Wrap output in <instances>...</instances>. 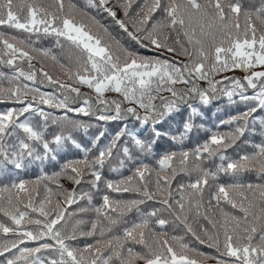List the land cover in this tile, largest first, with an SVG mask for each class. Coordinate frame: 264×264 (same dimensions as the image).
<instances>
[{
  "label": "snow or ice",
  "instance_id": "snow-or-ice-1",
  "mask_svg": "<svg viewBox=\"0 0 264 264\" xmlns=\"http://www.w3.org/2000/svg\"><path fill=\"white\" fill-rule=\"evenodd\" d=\"M134 2L136 0H124L120 5L123 15L129 18V24L117 18L116 11L109 7L110 0H87L89 7L99 5L128 37L142 47L148 46L143 43L146 40L156 51L176 53L177 47L173 46L176 45L179 54L188 58V63L177 65L166 59L141 56L123 47L114 48L100 31L93 30L91 24L76 19V5L72 0H0V27L28 34L26 39L13 43L0 32V43L3 44L0 60L14 68L10 86L5 88L0 84V99L7 97L22 105L19 109L0 113V169L8 164L15 169H24L33 160L55 159L57 150L71 136L56 134L51 140L45 139L44 128L33 124L31 116H40L46 126L50 114L40 105H47L65 109L63 120L73 127H82L78 122L68 121L67 112L89 115L93 110L92 97L82 94L80 87L73 84L87 86L95 93L97 106H105L103 113L109 110L114 113L100 114L99 120H118L131 115L144 124L151 120L155 125L178 112L180 104L192 94L205 105L210 103L213 94H222L229 100L238 95L243 101H257L264 109V70H254L264 69V0H143L135 15H131ZM157 11L162 13V18L153 20ZM90 19L98 29L107 33V28L94 17ZM130 26L132 31H129ZM33 35L55 37L61 49L66 44L67 63L52 55L49 49L32 48ZM28 49L50 56L73 83L54 78L44 67L36 69L32 65L35 57ZM18 61H27L28 71L18 66ZM236 68L250 73L243 77V82L241 78L229 76H224L223 80L214 79L216 75ZM38 74L40 83L56 86L61 95L41 92L27 83H11L23 78L35 84ZM197 80L207 81L208 87H199ZM224 81L228 83L224 84ZM178 83L191 86L177 89L174 86ZM218 85L222 87L218 88ZM258 85V91L253 95L245 94L248 88L256 90ZM108 92L118 93L123 99L108 100L105 98ZM162 92L170 93V97L160 95ZM66 93L82 97L83 106L70 107ZM156 100L160 101L159 105ZM123 102L135 107L122 109ZM138 109H143V116ZM190 111L192 115L199 114L195 107L190 106ZM255 111V107L250 108L242 118L246 120ZM26 113L30 115L25 116ZM236 119L233 117L226 123L231 124ZM191 128V123H187L184 130L189 132ZM245 131L246 126H237L232 132L214 133L192 152L165 153L157 161L158 170L141 163L126 179L116 183L108 181L106 186L112 192H135L140 198L110 200L108 195H104L102 205L94 209L96 221L91 223L88 231H79V236L94 238L83 248L72 247L68 243L78 239L76 226L85 223L77 220L72 231L67 230V208L64 205L71 206L83 198L75 189L61 193L64 197L61 204L58 199L53 202L52 189L47 186V195L37 202L39 191L36 185L39 181L31 182L33 186L25 180L0 186V213L10 221H0V234L13 237L0 241V256L12 253L14 249L18 252L4 264H140L141 261L143 264H200L189 255L196 250L190 248L183 237L167 238L164 229L169 221L158 216L161 211L184 223L195 241L200 244L207 242L208 247L214 248L219 258H212L217 264H264V183H218L210 192V198L205 199L206 190L212 188L210 180H218L222 173L239 178L243 173L255 171L264 179V144L254 145L255 151L240 155L238 159L225 155V151L244 136ZM125 135L141 153L151 151V142L139 139L125 128L116 134L110 145L99 149L95 159L90 161L85 157L65 163L61 172L69 173V179L79 185L87 169L94 177L93 186L97 187L101 180V172L97 169L103 168L106 158L112 157L117 141ZM160 135L155 131L156 137ZM103 136L101 132L96 139ZM37 144L42 146L43 156L37 153ZM121 151L124 157L132 158L128 146H123ZM213 157L220 161L215 170L205 168L204 160ZM120 164L123 165L124 161L121 160ZM153 173L154 181L149 179ZM180 173L189 177L195 173V179L173 189L172 182ZM60 174L55 173L54 176ZM153 183L154 190L149 187ZM88 200L91 202L90 196ZM146 201H155L160 208H154L147 216L141 213L140 222H132L130 226L123 221L126 226L122 234L113 232L127 212L133 208L139 212V205ZM85 211L87 209H80V212ZM32 214L38 215L34 217ZM190 214L211 226L209 230L201 225L206 240L186 223ZM150 217H155L154 225ZM26 240L45 242L35 248L21 247ZM42 250L54 251L57 256L42 258L38 255Z\"/></svg>",
  "mask_w": 264,
  "mask_h": 264
},
{
  "label": "trees",
  "instance_id": "trees-1",
  "mask_svg": "<svg viewBox=\"0 0 264 264\" xmlns=\"http://www.w3.org/2000/svg\"><path fill=\"white\" fill-rule=\"evenodd\" d=\"M72 2L76 5V10L74 11V15L76 19L79 21H83L84 23L90 22L91 17L95 18V21H98L99 24L107 27L111 33H113L114 42L118 47L126 48L132 52L137 53L138 55L145 57H153L159 58L162 60H169L170 62L176 63L177 65H181L184 63H188V58L179 54L178 57H173L171 55H165L160 51H156L153 47L145 40L144 44L148 45L147 47H142L136 41L132 40L128 37L127 33H125L119 25H117L112 17L108 15L107 12L103 11L102 8L97 5V7H89L87 0H72ZM143 0H136L133 3L132 8L130 10L131 15H135L139 7L141 6ZM247 2V0H246ZM115 7L122 11L123 9L120 7L121 4L124 3V0H113ZM162 18V13L157 11L153 20H158ZM92 22V21H91ZM93 30L99 31L98 28H94ZM0 32L4 33L6 37H16L17 40L26 39L28 34L23 33L21 31L0 27ZM138 35H143L142 33H138ZM32 39V48L35 49H49L52 55H56L61 58L64 62L67 63L68 56V46L65 44L64 49H61L57 44L56 40L52 36H36L33 35ZM3 48L0 46V52H2ZM40 56L44 57L46 60L50 61L54 65L58 66L50 56L45 57L41 54V52L36 51ZM6 57H4L5 59ZM73 71H75V67L73 66ZM14 69L10 66H7L3 63V60H0V74H3V78H0V84L3 86L8 82L7 80L13 76ZM52 75V74H51ZM219 75V74H218ZM54 78H59L63 82L72 84L73 82L68 79V77L64 74L62 70L53 74ZM217 79L216 77H214ZM22 83H27L30 87L39 88L41 92L45 93H55L58 96L61 94L58 92V89L54 85H49L47 82L40 83L36 82L33 84L32 82H25L22 80H18ZM199 80L196 81L199 84ZM228 81H224V84H227ZM75 87H80L82 94H91L90 90L84 89L82 85H75ZM191 85H185L183 83H178L174 87L177 89H187ZM199 86V85H198ZM201 88H207L208 84L205 87L199 86ZM218 88L222 87L221 85L217 86ZM251 88H248L246 91V95L251 96L255 91ZM69 96V106L72 108L82 107V97L76 98L75 94L66 93ZM165 97H170V93L164 92L160 93ZM62 98V97H61ZM30 99V97H29ZM117 100H121L117 98ZM93 105V110L89 115H84L83 113L77 112H67L68 121L78 122L82 127H73L72 124L63 120L65 116L66 110L60 108H49L47 105H40L44 109L45 112L49 113V119L45 126L43 119L34 115L31 116V121L33 124L41 126L44 128L45 139L51 140L56 134H63L65 136H71L70 140H66L61 148H59L55 154V159H51L49 157L44 158L43 160H33L31 163L27 164V167L24 169H15L14 166L8 164L4 168L0 169V186L10 185L12 182H19L20 180L25 181H39L47 184L49 179L45 177H54L55 173H62L61 169L65 163L73 162L77 160H83L85 157L88 160H93L98 156L99 149L108 146L111 144L112 140L116 136L118 132L122 129L127 130V132L134 133L139 139L144 140L146 142H151L152 147L151 151L148 153H141L139 148H137L131 138L127 135L120 138L117 141L116 147L113 149V155L111 158H106L105 164L102 169H97L101 172V180L97 182L99 191H102L101 194L97 192L100 198H96V202L94 203L93 208L99 207V200L102 201V197L107 195L105 192H109V198L115 196L116 194L120 195L121 198H127V200L139 199V195L135 192H120L114 193L111 192L110 189L107 188L106 184L108 181H112L114 183L119 182L123 179H126L128 176L132 175L135 167H139L140 164H147L150 168L159 169V165L157 163L158 159L164 155L165 153L177 152L180 153L182 151L192 152L196 147L202 145L206 141H208L212 134L214 133H228L235 130L237 126H246V131L244 136L239 137L236 143L228 148L225 151V155L232 158L238 159L240 155L245 153H252L255 151L254 145L264 144V109H261L258 105L257 101L249 100L243 101L239 98L238 95L234 96L232 100H229L226 96L222 94H213V98L210 103L202 104L198 97L195 94L187 96L185 101L180 104V110L178 112H173L171 115L165 117L163 122L157 123L153 125L150 120L148 124H144L142 120H137L135 117L131 115H125L124 119L118 120H99L98 116L100 114H114L111 110L107 113H103L104 105L97 106L95 101V96L92 97L90 101ZM155 103L157 105L160 104L159 100H156ZM190 106L198 109V115H192L190 111ZM22 107L21 104L15 102L14 100H10L7 97L0 99V113H4L9 109H19ZM110 108L113 106H109ZM122 109L129 107V105L124 104L121 105ZM256 108L255 112H251L247 119L242 118V114L248 113L250 108ZM138 112L141 116L144 115L143 109H138ZM29 113H26L25 116H29ZM237 117L236 121L229 124L226 123L231 118ZM24 119V117H21ZM225 122V123H222ZM191 123L192 128L191 131L185 132V124ZM155 131H159L161 135L159 137L155 136ZM103 132L104 136L100 137L99 140L96 138L99 134ZM72 141L76 143L73 144ZM80 145L77 147L76 145ZM128 146L132 153V158L128 159L124 157L121 149L123 146ZM55 147L54 145H52ZM37 153L41 156L44 155V151L41 145L37 144ZM87 150V151H86ZM179 159V157H177ZM123 160L124 164L121 165L120 161ZM191 163V161H190ZM220 163L218 157H213L212 159L204 160L203 166L205 168H211L215 170V166ZM167 172V170H165ZM162 175L165 173H161ZM195 173L191 177H189L185 173H180L176 176L175 180L172 182V188L176 189L180 184H187L191 180L195 179ZM83 177L86 179L88 184L93 185L94 177L91 173L85 169V174ZM151 180H155V173L149 177ZM253 183V184H262L264 183V179L255 172H246L243 173L239 178H234L230 175L220 174L218 180H210V185L212 188L207 189L205 192V199L210 198V192L214 191V187L218 183ZM76 187L77 185L74 184ZM149 187L154 190V183L150 184ZM79 196L82 197V194L78 193ZM42 196V195H41ZM45 196L42 197V199ZM159 199V197H157ZM81 203V199L78 200L77 203L72 204L71 206L64 205L67 208V219L68 222L72 219V217H79L78 213H81L79 210V206ZM154 208H160V205L155 201H146V203L139 205V212L133 208L132 212L129 214V218L127 219L128 225L130 226L132 222H140L141 213L144 216H147L149 212H151ZM158 216H161L169 221V223L165 226L164 231L167 233V238H171L172 236L183 237V241L189 244L190 248L195 249V252H191L189 254L208 258L211 261H216L212 257L219 258V254L216 252L214 248H210L205 244H200L195 241L190 233L187 232L185 224L177 221L174 217L169 215L167 212H159ZM3 221L5 223H10L8 218L3 216ZM93 218L97 217L96 212L93 210V213L90 215L91 221ZM154 225L155 217H150ZM186 223L191 225V227L197 232L198 235L201 236L202 239H207L201 225L203 227L211 230V226L207 221L200 218L197 220L194 218L192 214L189 215ZM157 231H160L158 226H155ZM2 235V234H0ZM3 236V235H2ZM8 237H11L9 234ZM13 238V237H12ZM79 245L76 247L83 248L86 244L92 243L94 238L89 237H79L77 239ZM222 240V237H221ZM75 241V240H74ZM45 241H25L21 247H29L35 248L38 247L40 243ZM50 242V241H49ZM43 252H49V256L43 255V253H39L42 258L47 259L51 255V250H43ZM197 253H203V256L197 255ZM13 255H18L17 250H13L12 253H5L4 256H0V264H4V261L8 258H11Z\"/></svg>",
  "mask_w": 264,
  "mask_h": 264
},
{
  "label": "rangeland",
  "instance_id": "rangeland-1",
  "mask_svg": "<svg viewBox=\"0 0 264 264\" xmlns=\"http://www.w3.org/2000/svg\"><path fill=\"white\" fill-rule=\"evenodd\" d=\"M109 7H112L113 10L116 11L117 18L124 19L126 23H129L130 24L129 18L128 17H125L123 15L122 11H120L119 9H117L115 7V4L113 3V0H110ZM91 21L90 22H86V23L87 24H91L93 26L94 21H92V22ZM94 28H97L96 25H95V23H94ZM105 28H107V27H105ZM107 30H108L107 33H104L102 30L99 29L100 34L104 36L105 40H107L109 43H111L114 48H119L115 44V42H114V39H113L114 35H113V33H111L108 28H107ZM129 31H132L131 26L129 27ZM4 38L9 39V41L10 42H13V43H18V41H19L17 39L16 40H13L11 37L4 36ZM55 40H56V38H55ZM62 43H63V41H62ZM0 46L3 48V44L2 43H0ZM173 46L177 47V52L176 53H168V52H165L164 50H159V51L162 52L165 55H171V56H173V57L176 58V57H178L179 47L176 46V45H173ZM28 50L35 57V59L32 61V65L36 69H39L40 67H44L45 70L48 71L52 75L61 70L58 66L54 65L50 61L46 60L44 57L40 56L36 51H31V49H28ZM17 64H18V66L23 67L25 71H28L27 61H18ZM11 68H13V67H11ZM254 70L255 71H262L264 69H262V68H256ZM248 74H250V73L245 72L244 70H242L240 68H236V69H233V70H230V71L221 73L219 75H216L215 77L217 79H215V78L214 79L215 80H223V77L224 76H229V77L241 78V80L243 82V77L246 76V75H248ZM22 80H23V78H22ZM40 80H41V77L38 74L37 75V82H40ZM7 81L8 82L4 85L5 88H7V87L10 86V79H8ZM23 81H25V80H23ZM27 82L30 83V81H27ZM11 83L12 84H17V83H21V82H19L18 80H13V81H11ZM198 85L199 86H202V87H205L207 85V81H200ZM83 87H84V89L90 90L91 91V94H92V95L85 94V96H89V97L95 96V93L91 89L87 88V86H83ZM80 90H82V89H80ZM162 93H164V92H162ZM105 98L108 99V100H117V98H120L121 100L123 99L118 93H115V92H108V93H106L105 94ZM124 104H126V105L128 104L129 107H135V105L129 104L128 102H123L122 105H124ZM74 184L75 183L71 179H69V173H67V174H60L59 176H54V177H52V179H49L47 181V184H45L43 182H39L38 185H36V187L38 188V191H39V196L36 197V200L38 202L39 200L42 199L43 196L47 195V193H46V186L48 188H51L52 189L53 195H52L51 198H52L53 202H55L58 199L61 202V204L64 203V197H63V195H61V193L70 192L73 189H75L77 193L82 194V197L83 198H81V203H80V206L78 207L79 208L78 211H80V209H82V208L87 209V211L78 213L79 214L78 215L79 217H77V218L76 217H72V219L70 220V222H68V226H67V230L69 232H71L72 229H73V227L76 226V221L77 220H83V221H85L84 224L79 225V226H76L77 227V235H78V238H79V237H83V236H79V231H81V230L82 231H88L89 228H90L91 223L94 222V221H91L89 217L93 213V210H94L93 206H94V203L96 202V198H100V196L97 194V192L99 194H101L102 191H99V188L94 187L91 184H88L87 181H86V179L83 176L81 177V183L79 185H77L75 187ZM57 185H60L62 187H57ZM29 186H33L32 183H31V181H30V185ZM105 193L108 196L110 195L109 192H105ZM89 196L91 197V202H89V200H88V197ZM113 199H120V200L128 201L127 198H124L123 199L118 194H116L115 196H112V198H110V200H113ZM99 202H101V203H99V205H102L103 201H100L99 200ZM131 212L132 211L127 212L124 215V217L122 218V222L119 223V224H117L113 228V232L114 233H116V234H122V229H123V227L126 226L123 223V221H127V219L130 216L129 214ZM32 215L35 217L38 214H32ZM96 219H97V217L96 218H93L92 217V220H96ZM0 220H3L2 213H0ZM89 238H92V237H89ZM6 239H12V237H5V236L0 235V241L6 240ZM78 242L79 241L77 239L75 241H68V243L72 247H76V245H79ZM41 252L43 253V255L49 256V252H45L44 253L43 250ZM189 255L192 258H195L198 261H200V264H217V262L211 261L208 258H202V257H198V256H195V255L192 256V254H189ZM56 256H57V254L54 251H51L50 257L55 258ZM140 264H143V262L141 261Z\"/></svg>",
  "mask_w": 264,
  "mask_h": 264
}]
</instances>
